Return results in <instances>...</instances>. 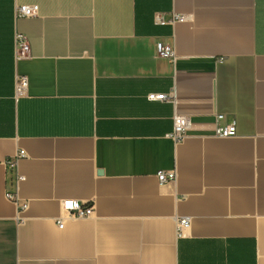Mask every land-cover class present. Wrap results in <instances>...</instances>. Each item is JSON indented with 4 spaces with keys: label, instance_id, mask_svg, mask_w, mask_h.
Listing matches in <instances>:
<instances>
[{
    "label": "crops",
    "instance_id": "0c3cea01",
    "mask_svg": "<svg viewBox=\"0 0 264 264\" xmlns=\"http://www.w3.org/2000/svg\"><path fill=\"white\" fill-rule=\"evenodd\" d=\"M0 264H264V0H0Z\"/></svg>",
    "mask_w": 264,
    "mask_h": 264
},
{
    "label": "built area",
    "instance_id": "2783aa9c",
    "mask_svg": "<svg viewBox=\"0 0 264 264\" xmlns=\"http://www.w3.org/2000/svg\"><path fill=\"white\" fill-rule=\"evenodd\" d=\"M39 14L38 5H20L16 8V16L17 18H32L36 17ZM188 18L183 15H173L172 18L166 20L162 14H155V22L159 25H167L174 24L175 22H184ZM16 47H17V56L19 58H28L30 46L29 42L23 34H17L16 36ZM156 52L158 57L162 59L169 60L170 62L176 61V54L173 51L172 47L166 45L164 43L156 44ZM28 88V80L26 77H18L16 93L17 96H22L26 93ZM148 100L150 101H165L174 103L175 98L174 94H149ZM223 120V116H217V132L216 135L219 137H232L237 133L236 126L234 124L229 126H221L220 122ZM191 127V120L188 116L175 114L173 117V131L169 134V138H171L174 142L179 143L185 137V132L187 129ZM25 154L23 151H20L16 156L9 158L6 161L7 170L14 175V182L17 183L23 180V177L17 174V162L20 158L24 157ZM157 178L160 186H166L176 180L175 171H160L157 174ZM6 197L13 201L17 202V194L16 191H7ZM27 205H23L22 209H25ZM62 208L67 213L68 218L73 220L79 219H88L92 218L95 214V210L93 205L90 203H82L75 200H64L62 202ZM178 222V231L179 235L182 234L183 230L189 227V219L188 218H179ZM59 228L64 227L63 220H58Z\"/></svg>",
    "mask_w": 264,
    "mask_h": 264
}]
</instances>
